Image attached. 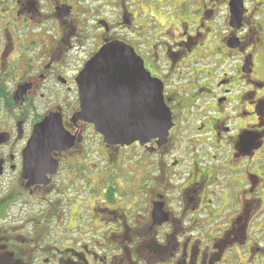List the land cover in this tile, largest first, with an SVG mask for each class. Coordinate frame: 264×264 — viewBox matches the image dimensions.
<instances>
[{
  "label": "flooded vegetation",
  "instance_id": "af4514ba",
  "mask_svg": "<svg viewBox=\"0 0 264 264\" xmlns=\"http://www.w3.org/2000/svg\"><path fill=\"white\" fill-rule=\"evenodd\" d=\"M231 1H1L0 241L12 251L29 244L10 236L9 218L37 227L29 252L41 249L53 264H264V80L256 71L264 0H244L238 29ZM111 43L132 48L161 84L172 123L165 138L110 144L75 118L78 77ZM122 101L141 102L134 93ZM50 115L76 142L52 154L58 168L48 184L29 185L24 153ZM78 186L88 197L77 215ZM42 225L44 247L35 237Z\"/></svg>",
  "mask_w": 264,
  "mask_h": 264
},
{
  "label": "water",
  "instance_id": "95a60500",
  "mask_svg": "<svg viewBox=\"0 0 264 264\" xmlns=\"http://www.w3.org/2000/svg\"><path fill=\"white\" fill-rule=\"evenodd\" d=\"M243 13L244 0H232L233 28H240ZM78 86L81 106L75 118L93 124L108 143L145 144L168 135L171 114L164 103L162 86L151 79L142 60L129 46L121 43L104 46L79 75ZM128 93L140 96V105L122 101ZM75 142L57 115H50L38 124L24 153L23 176L29 185L48 184L46 177L55 175L58 168L52 154L73 148Z\"/></svg>",
  "mask_w": 264,
  "mask_h": 264
},
{
  "label": "rangeland",
  "instance_id": "374dc122",
  "mask_svg": "<svg viewBox=\"0 0 264 264\" xmlns=\"http://www.w3.org/2000/svg\"><path fill=\"white\" fill-rule=\"evenodd\" d=\"M1 1L2 0H0V6L2 5L1 4ZM222 15L224 16V13H222L221 14V18H222ZM260 17V16H259ZM259 21H264V16L262 15L261 17H260V20ZM220 23L222 24V27H221V30L222 31H224V30H226V28L224 27V25H223V23H225V21L223 20V19H220ZM257 63H260V66H259V69L257 68V75H259L260 77V79H262V80H264V47L262 48V50L259 52V57H258V59H257ZM93 149V146L92 147H90L89 146V144H88V146H87V153H90V151ZM93 158H96V162H97V164H99V165H101V169H103L106 165V162L101 158V157H98V156H93ZM126 159V158H125ZM129 164V163H128ZM127 164V165H128ZM77 168H79V166H77ZM142 171V170H141ZM95 180H97L96 178H94V181ZM73 196L74 197H76L75 199L78 201L77 202V204H75V205H73L71 208H70V211L72 210V211H74L77 215H78V213H80L81 212V208H80V205L82 204V201H84V198L86 197H88V195L86 196V192H84V189L83 188H81V187H77V188H75L73 191ZM81 198H82V200H81ZM97 198L96 197H93L92 198V202L93 201H95ZM91 205V204H90ZM19 206V208H20V206H21V204H19L18 205ZM91 207H92V205L88 208L87 207V204L85 205V206H83L82 207V209L84 210V209H86L87 210V212L89 211V209H91ZM9 208V207H8ZM19 208H13V209H11V208H9L8 209V214H11V216L13 217V218H15V217H17L16 215H18V209ZM24 208H30L29 206H25ZM33 208H35V209H38V206H34V207H32V209ZM30 211H31V209H30ZM24 212H26V210L24 211ZM84 212V211H83ZM23 214V212L22 213H20L19 214V216L18 217H20L21 215ZM76 215V216H77ZM88 216V215H87ZM38 217V216H37ZM81 221H82V219H79V225H80V223H81ZM141 222H143V221H141ZM140 222V223H141ZM3 224H5L4 226H7L6 228H11L12 229V234L10 235L12 238H14V239H16V238H18V239H20V238H24V239H26V238H31V235H32V233H31V231H32V229H34V231H37V227L36 228H33L34 226H31L30 225V223L27 225V223H22L21 221H11L9 218H7V219H5L4 221H3ZM129 224H130V226H132V227H134L135 229L138 227V222L137 221H135V220H131L130 222H129ZM2 224H0V226H1ZM27 225V226H26ZM43 234H38V235H36V238L40 241V237H43V238H46L45 236H42ZM130 236H132V234H131V232L127 235V239H129L130 238ZM73 239H74V237L73 236H71ZM70 238V237H69ZM68 238V239H69ZM76 238L77 239H79L81 242L85 239V237H84V235H80V232H78L77 234H76ZM33 239V238H32ZM143 239V241H145V240H147L148 239V237H144V238H142ZM50 240H54L55 241V238L54 237H51L50 238ZM52 243V242H51ZM32 244L34 245V248L36 247L35 246V243H33L32 242ZM27 245H29V244H27ZM63 245L66 247L67 246V244H66V242L65 243H63ZM69 245V244H68ZM81 245V244H80ZM31 247V246H30ZM142 254H144L143 253V250H142V252H141V255ZM28 255H30V252H28ZM32 257L33 258H36L37 259V261L35 262V264H41V262H43V261H46L47 260V262H46V264H51L52 263V261L51 260H49L48 259V257H47V255L45 254V253H43L42 252V250L40 249V251H36V253L35 252H32ZM145 256L147 255V254H144ZM63 256V255H62ZM40 262V263H39ZM53 264V263H52ZM55 264V263H54Z\"/></svg>",
  "mask_w": 264,
  "mask_h": 264
},
{
  "label": "trees",
  "instance_id": "16d2710c",
  "mask_svg": "<svg viewBox=\"0 0 264 264\" xmlns=\"http://www.w3.org/2000/svg\"><path fill=\"white\" fill-rule=\"evenodd\" d=\"M3 211L4 210H2V212ZM45 231H46V229L42 225L38 234H40V235L43 234L42 236H44ZM40 238L42 240V244L40 245V247L41 246L44 247V244L48 242V238H43V237H40ZM20 239L23 240L24 238H20ZM26 240H29V245H27V244L22 245V244H19L17 242H14L15 248H16L15 251L10 250V248H9L10 243L5 242V241H0V248H4V246L8 247V250H0V264H6V262L8 261L7 259H9L14 264H17V263L18 264H32L31 261L34 260V259H32L33 255H32V252H30V255H28V252H29V249L34 248V247H30V246H33L31 241L33 243H34V241L32 238H28ZM36 240H38V239L36 238ZM35 246H37V245L35 244ZM26 258H29V262L26 261Z\"/></svg>",
  "mask_w": 264,
  "mask_h": 264
}]
</instances>
